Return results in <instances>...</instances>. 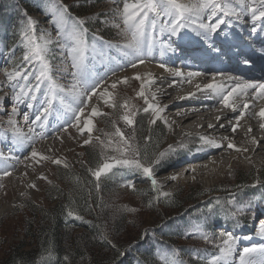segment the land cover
Masks as SVG:
<instances>
[{
	"label": "rangeland",
	"instance_id": "rangeland-1",
	"mask_svg": "<svg viewBox=\"0 0 264 264\" xmlns=\"http://www.w3.org/2000/svg\"><path fill=\"white\" fill-rule=\"evenodd\" d=\"M36 1L38 2V5L34 7H25L22 2L20 5H17V9L20 11L21 20H19L16 25L13 26L15 32L14 34L17 38V41L14 45L4 44L3 33L1 31L2 26L0 24V98H3L0 99V153H3L4 156L10 157L7 162L4 161L5 165H7L8 167L1 166L0 172H3L4 170H8L11 172L10 176L0 179V219L5 217L3 221L0 222V238L2 239L0 258H3L5 256L6 252L9 250V247L13 243L25 241L28 244L30 242L23 234L25 221H27L26 217L29 216L19 215L16 217H12L15 207L23 209L24 200H30V202L34 203L35 205L42 207V209H40L38 213L40 216H42V214H40V211L45 210L47 207H50L49 204H46V199L44 198V186L50 184V182L55 179L56 176L54 174L57 173L59 168H64L65 164L71 163L73 155L77 152H80V147L82 145H85L83 143L84 140H90L92 142V140L96 138H94L93 135L95 129L98 128L96 119L102 115H109L114 110L111 104H114L116 94L118 92L124 91L129 96V98L131 96H134V98L138 100L140 104L144 106V108H147L148 104H157L156 100L152 99L154 96H151L146 85H143L144 96L141 97L137 95V93L141 91L142 83H140L139 80L135 79L134 76L130 79L127 77L126 82H120L127 76V72L133 68L129 67L130 69H128L127 67L124 68L125 70L122 69V71L120 70L115 74L107 75V78H105V85L102 88H107V91L110 93V95L103 97L100 95H96L89 101L88 106L85 108V114H88L89 111L92 110L91 108H96L97 112L99 113L96 116H92L91 111L90 114L86 116V119L88 118L93 121V129L91 134H89L87 130L81 133L75 127H69L67 132L57 131L58 128L63 127L66 120H69L71 114L69 113L66 115L64 108L60 106L58 101H55L58 106L56 105L53 111L49 114L47 121H42V123H44L45 125L44 128L41 129L38 125L35 127L33 126L35 128V132L27 135L32 136L33 140L34 137H36L35 142H30L23 147L19 146L16 148V141L13 138L12 132L10 130L5 132V128L8 127L6 121L8 120L11 113V107L14 101L12 89L7 82L4 72L12 71L17 65H22L23 63L22 55L24 46L20 41L19 34L28 17H31L35 21L37 36H39L41 32L46 31L53 40L57 39L58 30L56 29L55 25L51 23L52 12L48 9L44 0ZM65 2H63L62 0H57V4H63L67 7L81 4L83 5V8H80V11L90 10V14L86 15L84 17L85 20H83L77 16V11H71L75 7H73L71 10L68 8L69 15L85 21L84 26L88 29L87 40L89 42V45L94 43L92 39L94 35L102 38L101 36H104L102 35L103 33L108 35L112 34L113 38L117 41L116 43H123V37L118 35L120 30L123 28V24L119 19L118 13L122 11L124 0H118V3H114L113 0H69L67 3ZM128 2L131 3L134 2V0H128ZM97 20L99 21L100 26L99 28L93 30V25ZM116 24H119L120 27H116ZM241 28L246 27H244L243 25ZM181 31L182 29L179 32ZM91 32H94L95 34H91ZM14 38L10 41V43L14 40ZM170 39L172 40L173 37ZM102 40L105 41V39ZM5 43L7 44V42ZM95 43L97 44V47H99V41H95ZM51 47L54 53L53 56L48 57L52 65L51 75L59 84L68 86L71 81V77L70 75H68V73L61 72L59 70L58 66L60 65L61 58L59 57V55H55V53H58L59 50L56 49L54 45ZM120 63L121 61L119 62V65ZM122 65H124V63ZM24 67L28 71H34L35 69L39 68V64H36L35 69L32 65H24ZM63 67H67L69 72L72 70L70 67V61L66 62ZM167 68L172 72H176V70H179L181 74H187L189 72L187 69L180 67L179 64L169 65ZM104 73L105 71L99 72L100 75H104ZM150 79L152 81H158L160 78L152 76L150 77ZM28 82L34 84V77L29 76ZM113 82L117 83V87L115 89H112L110 87ZM19 83L24 84L25 82L23 80H20ZM206 84H208V81H206ZM102 88L98 89V92L103 91ZM46 91L47 82L43 83L41 85L40 91L35 94L37 100L24 98L25 103H20L18 105L19 115L15 116L14 119L16 120L20 129L25 133L26 131L25 129H23V126L19 125V119L25 122L24 114L23 116H21L20 110L23 108V112L28 114L29 119L27 123L25 122V126L29 128V126H31V121L35 119V116L37 114H39L42 102L45 99ZM176 93L178 94L179 91H177ZM104 98L105 101L102 104L97 103L98 100H104ZM145 100H147V103L145 102ZM28 102L32 103V108L27 107ZM157 105L163 107L162 109L166 107V113H160V116L163 119H157L156 123L153 124L152 120L154 119V114L151 110H149L147 112V128L152 131L156 129L157 126L163 125L165 128L163 129L165 133L163 141L165 142V144L161 151L166 152L169 149V145H172L174 149V151L166 155V158H169L171 160V169H167L165 171H162V169H154V178L158 181V187L160 188V191L172 194L177 193L180 189H185L193 191L199 190V192H201L200 194H206V191H208V189L212 187H229V182L234 179V176L238 172H242L244 175H248V177L250 178L254 177V180L256 181L260 180L259 175L264 170V154L262 155L263 157L261 156V159L259 160L254 157H240L239 155L241 154V151L230 150L226 147L225 149L227 150L221 149L224 151H220L225 152L224 156H219L221 154L220 152L215 153L216 155L212 154L214 155L212 156L213 159H215V157L217 156L215 160H211L213 162L210 161V159H212L210 158L211 156L201 160L202 162L200 161L203 165V169H201L203 171L202 173H200L199 175L191 173V171H193V168L192 165H188L189 159L193 158L195 155H197V153L191 152L192 145L184 144L183 142H186L187 138L194 137L193 139L198 141L197 144L199 146H208L199 139L200 137L207 138L208 136L205 132L200 133L201 130L187 128V126H182L179 129L175 128L173 123H175L176 112L171 114L168 113L170 110L175 109V107L170 106V99L169 101L165 100V102H160ZM124 115H129V117L133 120V107L128 105L122 106L120 115L121 119L120 123L118 124V128L125 134V136L127 135L129 138L131 126L126 124V122L122 119ZM164 121H167V124H165ZM80 127H83L82 118ZM39 133H43L44 138H40V136L38 135ZM181 140L182 142H180ZM212 147H209L208 151H213ZM33 148H35V150L41 155L49 157V159L40 160L38 156L35 159L30 158L28 160H25L24 158L26 156H30ZM25 149H27L26 152H28L26 154H24ZM231 158L234 160H232ZM54 159L61 160V164H54L52 162ZM1 160L3 159H0V161ZM196 166L198 169L201 168L198 164ZM131 172L132 174L129 175H123V172H120V180L122 181V185H124L123 187L125 189H128V191L132 190L126 187L128 183H132L133 188L139 189L143 188L145 184L151 185V181L145 178L141 173L134 171ZM41 176L45 177L46 179H41ZM172 177H175V179H173ZM177 177H179V179ZM31 180L36 181V187L32 190V193L29 191V194L26 193V185L32 182ZM94 190L95 193H97V197L99 198L101 191H98L97 188H94ZM128 191L121 192L120 196L124 198L125 202L134 201L135 199L131 194H129ZM259 193L261 200H255L251 204H249L248 202H244L243 199L240 202H237V200L235 199V201H232L231 204H228L226 207L227 213L235 211L236 208L240 206H243L245 211L238 214L237 216H231L230 214H227L226 217L219 218L222 225L214 224L213 222H216L217 219L208 212L198 211L195 215V220L197 222L195 223L194 217H188L190 218L189 222H193V225L190 229H188V227L183 228L184 232H193L196 226H199L204 230L205 234L209 236L211 232L215 234L216 237H220L222 233H231L235 237L237 252L234 253V256L236 257H238L239 251H242L245 247H260L264 245V237L257 235V229L259 225L261 224V222H264V191L261 190ZM19 195L21 196L18 197ZM213 196H216V194H214ZM201 204H207L206 200L201 202ZM159 210L161 216L171 217L168 221L164 222L160 228L170 225L171 222L179 220L182 215L187 214L185 211H183V214L182 212L178 213L177 210L169 209L167 210V212L163 209ZM203 210L209 211V208L204 207ZM38 214L34 217V222H31L33 224V227H35V225L38 223V220L41 222V218ZM28 219L30 220V217ZM205 219L214 224L212 228L207 227ZM244 221L250 222V225L247 228H244ZM232 222H235V224L228 225V223ZM159 223L160 222L158 221V217H156L155 214H152L151 212L144 213V225L140 227H133L130 230V238L128 236L127 240L129 239L128 241H133L132 245H148L150 243V240L147 231H152L153 228H155ZM80 231L82 232L83 230H79L78 232ZM145 233H147L146 236L144 235ZM193 235L198 238V240L200 241L199 244L205 242L200 237L199 233H195ZM190 236L191 235L185 233L186 239H184V244H191L188 239ZM122 238H124V236H122ZM217 241L219 242V240ZM211 246L215 247L214 244H211ZM27 249H30V247H28ZM162 250L160 249V251L157 253V256L163 258L166 264H168V261L173 258L177 259V256L169 257L168 253H161ZM213 250L214 252L206 255V252L203 249H194L192 250L191 256L195 260H198L201 264H207L208 259H210L213 255L219 254V250L217 247ZM197 254L199 255V257H202V259L197 258ZM232 264H238V260H233Z\"/></svg>",
	"mask_w": 264,
	"mask_h": 264
},
{
	"label": "trees",
	"instance_id": "trees-1",
	"mask_svg": "<svg viewBox=\"0 0 264 264\" xmlns=\"http://www.w3.org/2000/svg\"><path fill=\"white\" fill-rule=\"evenodd\" d=\"M62 1L67 3L69 0ZM21 2L25 7L38 5L36 0H0V24L5 45H14L17 41L13 26L21 20L20 11L17 9V5ZM73 7L75 8L71 10ZM68 8L77 11L79 18L84 19L90 14V10L80 11V8H83L81 4ZM99 26L97 20L93 30ZM111 105L114 110L109 115H102L96 119L98 128L95 129L94 135L99 139L95 138L88 145H82L80 152L73 155L71 163L66 164L67 167L59 168L54 174L55 179L44 186V198L50 207L40 211L42 216L38 214L42 207L30 200H24L23 209L15 207L12 217L19 215L30 217V220L26 217L25 229L23 228V234L30 242L13 243L5 256L0 258V264H166L163 258L157 256L160 249H164L161 253L166 252L169 257H173L175 250V256L178 260H182L183 264H201L191 256L192 250L201 248L207 255L214 252L213 249L216 247L206 242L199 244L200 241L194 235L188 238L191 244H184L185 233L188 232H184L183 228L190 229L193 225L188 217H194L195 220L198 211L208 212L217 219L213 222L216 224L220 223L219 218L227 216L228 201L236 199L240 202L243 199L244 202L251 204L260 199L259 189L264 186V170L259 175V181L238 172L229 182V187L216 186L213 191L206 194H200L199 190L180 189L177 193H172L167 198L161 197L159 202H156L154 197L157 193H154L150 184L130 191L122 186L120 172H123V175L132 172L121 166L101 177L98 190L101 193L98 198L94 190L97 181L92 176L91 170H95L105 158L110 160L111 157L119 155L114 151L115 146L120 143L119 137L111 134L118 128L123 105L133 107L134 117L129 138L134 137L132 142L140 148L142 155H146L148 159H156L165 144L164 126L149 130L148 114L134 96L129 98L124 91L118 92L114 104ZM146 137H150V141H146ZM109 139L113 141L111 145L108 144ZM100 141L104 142L103 145ZM193 141V138H187L183 143L192 145ZM171 167V160L165 156L154 166V169L165 171ZM123 191H128L135 200L125 202L120 196ZM214 194L216 196H213ZM217 199L220 201L219 204L216 203ZM204 200L207 204L202 205L201 202ZM210 204L213 206L211 212L203 210L204 207L209 208ZM127 209H135V211ZM159 209L166 212L169 209L177 210L178 213L185 211L187 214L171 222L170 225L160 228L171 217L161 216ZM68 210H72L82 219L67 216ZM147 212L155 214L160 223L152 231H147L150 240L148 245H132L133 241L127 240L128 236L130 238V230L144 225V213ZM37 214L41 222L38 220L33 227L31 222H34L33 219ZM4 218H1L0 222ZM206 223L208 228L214 225L207 220ZM79 230L83 231L78 232ZM210 237L216 235L211 232ZM1 242L0 238V251ZM28 247L30 249H27ZM121 252L126 255L121 256ZM65 256L68 260H65Z\"/></svg>",
	"mask_w": 264,
	"mask_h": 264
},
{
	"label": "snow or ice",
	"instance_id": "snow-or-ice-1",
	"mask_svg": "<svg viewBox=\"0 0 264 264\" xmlns=\"http://www.w3.org/2000/svg\"><path fill=\"white\" fill-rule=\"evenodd\" d=\"M44 2L52 12L51 23L58 30L57 39L53 40L46 31L41 32L37 36L35 21L31 17H28L19 34L20 41L24 46L22 55L23 63L22 65H17L12 71L4 72L7 82L12 89L14 101L11 107V113L6 121L8 127L5 128V132L10 130L14 140L21 147L32 142L33 137L22 134V130L14 119L15 116L19 115L18 105L25 103L24 98H30V100L36 99L35 94L40 91L43 83L47 82L45 99L42 102L39 114L31 121L28 132H35L33 126L38 125L41 129L44 128L45 125L42 121H47L49 114L54 109V102L58 101L60 106L64 108L65 114L70 113L71 116L69 120L65 121L63 127L58 128L57 131L67 132L69 127H75L81 133L87 130L91 134L93 121L91 119H85L83 121V127H80L81 118L85 114V108L88 106L89 101L98 94V89H101L105 85V78L107 76V72L104 75L97 73L95 71V64L92 61L97 59L101 60V62L105 60L109 62L117 60L116 56L110 54L114 50L118 56L127 60L128 66L136 68L138 64L144 63V57L146 55L151 54L158 35L167 33L170 36H176L181 29L195 25L198 29V35L202 39L208 40L211 35L218 33L222 25L230 22L227 20L229 17L239 21L246 15H250L253 32L257 30L258 21L264 22V0H195V2L191 3H182L180 0H134V2L129 3L128 0H124L122 11L118 13L119 19L123 24V28L118 35L123 37V43L105 42L102 38L94 35L92 38L94 43L89 45L87 40L88 29L84 26L85 22L83 20L69 15L68 7L63 4H57V0H44ZM113 2L118 3V0H113ZM254 5H258V7ZM218 13H222L223 15L219 16L217 15ZM161 17L164 18V22L158 25L157 21ZM204 17H207V22H205ZM115 26L120 27L119 24ZM95 41H99V47H97ZM53 45L59 50L55 55H59L61 58L60 65L58 66L59 70L68 73L71 77L68 86L59 84L51 75L52 65L48 57L54 55L51 47ZM68 61H70V67L72 69L70 72L67 67H63ZM37 63L39 64V68L35 69ZM117 63L118 66H123L119 65L118 61ZM245 63H248V61L246 60ZM24 65H32L35 70L28 71ZM108 71L115 74V69L113 68H109ZM175 75L180 76L182 74L179 70H176ZM198 75H201V73H188L189 77ZM29 76L34 77V84L28 82ZM134 78L137 80L141 79L139 74ZM20 80H23L25 83L20 84ZM126 81L127 77L120 82L123 83ZM110 87L115 89L117 83L113 82ZM204 87L222 96L221 103L226 108H232L233 111H236V107L232 103L234 96L247 94L251 90L253 98L264 97V82L236 83L226 94H224V85L222 83H209L204 85ZM197 88H199V85H197ZM99 95L102 97L109 96L110 93L107 91V88H104L103 91L99 92ZM137 95L144 96L143 85H141V91ZM145 102L147 103V100ZM27 107L32 108V103L28 102ZM243 107L247 109L249 105L245 103ZM149 110L154 114L153 124L156 123L157 119H163L160 113L164 109L158 105L148 104V107L144 111L148 112ZM98 114L96 108H92L91 115L96 116ZM243 115L245 113L241 111L240 116L242 117ZM257 115L264 120V109L257 113ZM28 119V114L24 113L26 123ZM122 119L129 126L133 124V120L129 115H124ZM236 119L239 120L240 117H236ZM164 123L167 124V121H164ZM236 127L232 126L233 132L236 131ZM260 127L264 129V123H261ZM38 135L40 138H44L43 133H39ZM111 135L119 137L120 143L114 148V151L119 155L111 157L110 160L105 158V162L100 164L95 170H91L92 176L97 181V190L100 187L99 181L101 177L111 173L117 166H121L130 171L139 172L151 181L152 190L157 193L154 197L156 202H159L161 197H169L171 195L170 193L162 192L158 187V181L154 178V166L168 153L174 151L173 146L169 145V149L166 152H160L158 158L148 159L146 155H142L140 148L132 142L134 137H126L119 128H116L115 132ZM145 139L146 141H150L151 138L146 137ZM199 139L207 145L215 147L222 146L206 137H200ZM252 142L258 144L255 139ZM83 143L88 145L91 141L84 140ZM100 143L103 145L104 142L100 141ZM112 143L113 141L109 139L108 144L111 145ZM227 148L240 151L231 142L227 144ZM243 151H247V149L245 148ZM38 156L40 160L49 159V157L38 153L35 148H33L30 156H26L24 159H35ZM0 159L7 162L10 157L0 153ZM52 162L57 165L61 164V160L59 159H54ZM65 167H67L66 164ZM10 175V171L4 170L0 172V179ZM40 178L46 179L43 176ZM172 178L175 179V177ZM29 186L32 188L36 187L35 184H30ZM126 187L133 189V184L128 183ZM151 203L150 201V206ZM216 203L219 204L220 201L217 199ZM228 203L231 204L232 201L230 200ZM127 210L135 211V209ZM212 210L213 206L210 204L209 212ZM244 211V207L240 206L228 214L237 216ZM67 216L82 219V217L72 210L67 211ZM195 233H199L200 237L206 243L214 244L219 250V254L213 255L208 259L207 264H232L233 260H238V264H264V245L260 247H245L242 251H239L238 257H236L234 256V253L237 252L235 237L231 233H222L220 237H210L205 234L203 229L196 226L193 232L187 234L193 235ZM144 235L146 236L147 233ZM257 235L264 237V222H261L259 225ZM104 238L106 239V237ZM217 240H219L218 244L216 243ZM109 243L111 242L109 241ZM120 255L123 256L126 253L121 252ZM173 257H175V250H173ZM197 258L202 259L198 254ZM65 260H68L67 256H65ZM168 264H183V261L173 258L168 261Z\"/></svg>",
	"mask_w": 264,
	"mask_h": 264
},
{
	"label": "bare ground",
	"instance_id": "bare-ground-1",
	"mask_svg": "<svg viewBox=\"0 0 264 264\" xmlns=\"http://www.w3.org/2000/svg\"><path fill=\"white\" fill-rule=\"evenodd\" d=\"M182 3H191L195 2V0H184ZM257 6L258 5H254ZM217 15L222 16V13H218ZM205 22H207V17H204ZM228 21L233 22L231 27L232 31L227 33V27L225 23L221 26V29L218 30L217 34L211 35L210 39L205 40L202 39L200 35H198V29L194 27V31L192 33L191 43L193 45L186 49H183L182 46L177 47L176 52L168 54L171 57H160L158 59L157 55H167V52L164 51L162 43L168 42L170 38L174 36H170L165 33L163 35H158L156 38V43L153 46L152 52L150 55H146L144 57V63L138 64L136 68H132L128 66L127 60L123 57L118 56V54L113 50L110 54L112 56L117 57V61H121L120 65L124 63L122 67L118 66L117 61H103L97 59L96 61H92L95 64V71L97 73L101 71L107 72V75L113 74L111 71H108L109 68L115 69V73L125 70L124 68L130 69L127 72V76L129 79L133 76L135 77L137 74L141 77L139 79L142 85H146L148 87L149 93L151 96L153 95L156 100V103L165 102V100L171 102V107H175V109L170 110L168 113L175 114V123L174 127L179 129L182 126H187V128H194L201 130L200 133H206L208 139L214 140L217 144L222 145L221 147H215L212 145L202 146L200 145L201 151L199 154L189 159L188 165H192L191 173L199 175L203 171L202 161L207 157L211 156V160L213 159L212 154H215L220 151H224L221 149L227 148V144L229 142L233 143L237 149H240L241 156H246L247 158H257L261 159V156L264 154V129L260 127L261 123H264V120L260 118L257 113H259L262 109H264V97L253 98L252 91L249 90L247 94H239L234 96L232 99V103L236 107V111H233L232 108H226L221 103L222 96L217 95L213 90L206 89L204 85H206V81L209 83L224 85V94L231 90V88L236 83H247L254 82L260 83L264 82V71L260 74H252L248 69H237L232 66H225L223 64H215L217 58H219L222 54L226 55V48L229 46L234 51L235 55H239V51L237 47H241L245 44L246 38L244 35H251L252 32V22L250 15H246L242 20L237 21L235 18H228ZM164 22V18L161 17L160 20L157 21L158 25ZM246 28H241L243 25ZM260 22L258 21L257 24ZM223 32V33H222ZM264 35V31H263ZM185 36L184 33L179 32L176 37ZM215 36V37H214ZM258 36V31L253 32L251 37L255 39ZM236 37L234 41H231L228 38ZM213 38V39H212ZM123 40V39H122ZM212 41L214 43V48H209L206 46L205 42ZM224 46V49H217L221 46ZM206 47H204V46ZM180 48H182L180 50ZM168 49V47H167ZM202 56V57H200ZM211 56V57H210ZM196 57H200L196 59ZM179 58V59H178ZM174 59V61H173ZM189 60V61H188ZM228 63L227 58L224 59V62ZM222 62V63H224ZM180 67L187 69L190 73H201V75L189 77L188 73L180 76L175 75V72L170 71L167 67L169 65H177ZM186 64L188 66H186ZM163 65V67H161ZM220 66V71L216 72L214 69ZM130 67V68H129ZM126 69V70H128ZM236 73V74H234ZM230 75H239L242 79H234ZM156 76L160 79L158 81H152L150 77ZM107 78V77H106ZM199 85V88H197ZM103 89V88H102ZM179 91L177 94L176 92ZM99 93V92H98ZM39 95V93H38ZM99 95V94H97ZM99 97V96H98ZM217 97L218 99H215ZM240 98V99H239ZM153 99V98H152ZM37 100V99H36ZM154 100V101H155ZM154 103V104H156ZM247 103L249 108L244 109L243 105ZM156 104V105H157ZM58 106L56 102H54V108ZM178 106V107H177ZM160 107V106H159ZM163 108V107H160ZM166 108V107H165ZM161 112V114L166 113V110ZM170 108V107H168ZM243 111L245 115L240 116V112ZM21 116H23V108L20 110ZM90 114V113H89ZM87 116V115H86ZM85 116V119H86ZM236 117H240L239 120ZM19 125L23 126L26 133L22 130V134L30 135L28 132V127H26L25 122L21 119ZM211 125V127H210ZM223 125V127H221ZM232 126H237L236 131H232ZM35 127V126H34ZM38 129V128H36ZM183 129V128H182ZM186 129V128H184ZM190 129V130H194ZM251 129V131H249ZM187 131V130H186ZM199 132V131H198ZM53 134V133H52ZM205 135V134H204ZM226 138V139H225ZM253 139L258 142V144L253 143ZM35 142V139L32 141ZM226 145V146H225ZM20 145H16L15 147H19ZM212 147L213 151H208V148ZM247 149V151H243V149ZM25 149L24 154L28 153ZM227 150V149H225ZM235 150V149H230ZM203 151V152H202ZM205 151V152H204ZM219 156H224L225 152H220ZM236 153V152H235ZM239 154V153H238ZM216 155V154H215ZM237 157V156H236ZM245 157V158H246ZM263 157V156H262ZM233 158V157H232ZM231 158V159H232ZM234 160V159H232ZM199 161V162H198ZM201 161V162H200ZM230 161V160H229ZM213 162V161H211ZM201 163V165H200ZM201 167L197 168L196 165ZM223 167V166H222ZM217 168V167H216ZM3 170V169H2ZM190 171V170H187ZM207 171V170H206ZM207 173V172H206ZM207 175V174H206ZM209 175V174H208ZM210 177V176H209ZM179 179V177H177ZM32 182L26 185V193L29 191L32 193L33 189L30 187V184H35V180H31ZM30 194V193H29ZM19 195L18 197H20Z\"/></svg>",
	"mask_w": 264,
	"mask_h": 264
}]
</instances>
